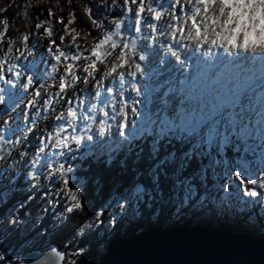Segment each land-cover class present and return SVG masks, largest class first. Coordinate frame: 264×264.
Returning a JSON list of instances; mask_svg holds the SVG:
<instances>
[{"label": "snow or ice", "instance_id": "obj_1", "mask_svg": "<svg viewBox=\"0 0 264 264\" xmlns=\"http://www.w3.org/2000/svg\"><path fill=\"white\" fill-rule=\"evenodd\" d=\"M19 7L0 18V264H78L84 247L35 246L70 220L101 241L169 208L264 228V0ZM94 165L121 178L106 198Z\"/></svg>", "mask_w": 264, "mask_h": 264}, {"label": "water", "instance_id": "obj_2", "mask_svg": "<svg viewBox=\"0 0 264 264\" xmlns=\"http://www.w3.org/2000/svg\"><path fill=\"white\" fill-rule=\"evenodd\" d=\"M79 264H264V235L210 225H158L114 237L104 254Z\"/></svg>", "mask_w": 264, "mask_h": 264}, {"label": "rangeland", "instance_id": "obj_3", "mask_svg": "<svg viewBox=\"0 0 264 264\" xmlns=\"http://www.w3.org/2000/svg\"><path fill=\"white\" fill-rule=\"evenodd\" d=\"M9 0H0V7H5L7 4H8ZM15 2V7L13 8H10L8 10V12L6 13H3L2 15H0V18H8L9 21H10V24L15 27V26H18L20 24V17H19V13L21 11V7L19 6H22L25 2V0H14ZM45 3H46V0H45ZM75 6V5H74ZM43 18V17H41ZM47 189H45L46 191ZM195 218L196 221L194 219H192V221L194 220L195 223L191 222V223H188V225H198L196 224V222H199L200 219L202 220H206L204 222V224H207V223H212V224H215V223H221L223 225H229L231 227V231H235V230H232V229H242L243 231H247L248 233H252L254 235H257V236H262L264 235V228L260 227V226H257V227H248L244 220L243 219H238L235 215L231 214V213H225V212H216V211H213V212H208V211H204V212H199V213H193L189 210H185V213L179 217H177L175 214H174V209H165L163 211V213L160 215L159 219H147L149 221V223L152 224V227H157L158 225L161 226V228H168L167 226H171V225H185V220L187 218ZM106 218H107V213H106ZM127 220H123L122 222L118 221V226H117V229L118 230V227L119 226H122L123 224L124 225H128L130 223V221H133L132 219L130 218H126ZM207 221H211V222H207ZM34 222V221H33ZM232 224V226H231ZM211 226V225H210ZM147 227V226H146ZM216 227V226H214ZM1 225H0V231H1ZM222 228V227H221ZM144 229H139L136 233H139L141 231H143ZM238 232V231H237ZM75 235H76V230H75ZM115 237V236H114ZM113 236H107L105 238H103V241L99 240V244L98 246H96L95 248V257L93 258H98L99 256H101L102 254H104L106 252V249H107V246L109 244V242L114 238ZM54 239L49 237L47 239V242L44 243V246L42 247V249H45L49 246V244H51L50 240ZM83 240V238H76V236H73L71 237L70 239H68L67 241H63L61 244L63 246V249H66L67 252H68V255L69 257H71V254H72V250H73V247H76V248H79L80 247V242ZM62 241V239H61ZM89 247V246H88ZM87 247V248H88ZM61 249V248H60ZM62 250V249H61ZM77 262L79 263L82 259V256H79V257H74Z\"/></svg>", "mask_w": 264, "mask_h": 264}, {"label": "trees", "instance_id": "obj_4", "mask_svg": "<svg viewBox=\"0 0 264 264\" xmlns=\"http://www.w3.org/2000/svg\"><path fill=\"white\" fill-rule=\"evenodd\" d=\"M81 18H82V21L86 22L87 18L84 17L82 13H81ZM93 172L95 174L102 175L104 177V180H105L106 184H105V190L102 193V195L106 198L107 194H108V188L110 187L109 182L113 178H116V179H121V178L115 176V171H108V170L104 169L102 166L97 168L94 165L93 166ZM122 179H125L127 181V180L130 179V177H124ZM28 195H30V193H27V192L17 193L16 196L14 197V200H25V199H27ZM89 197H91V199L96 202V207H99V204L101 203V201H98L96 199L95 195L91 191L85 194V198L86 199L89 198ZM38 199H39V197H37V200ZM37 200H32L31 204L29 205L30 207L33 208V215L34 216L36 214V209L39 207V205L37 204ZM11 203H12V201H10V204ZM57 211H59V209H57ZM93 211H95V208H93ZM3 213H4V209L0 208V216H2ZM105 218H106V214H105ZM50 219H51V217H49V220ZM147 219L148 218H147V215H146L145 219L138 220V221L133 220V221H130V223L128 225H124L123 224L122 226H119L118 230H116L118 232V234L115 235V237H117V236H131V235L136 233L141 228L144 229V230L153 228L152 224L149 223V221ZM192 219H194L196 221V219L194 217L193 218L192 217L191 218L188 217L185 220V223L186 224L191 223V222L195 223V221L194 220L192 221ZM49 220H45L44 221V226H47L49 224ZM124 220H127V219L125 218ZM205 221L206 220L200 219V221L196 222V224H198V225L199 224L200 225H211V226H217V227H222L223 226V224H221V223H219V224L218 223H215V224H212V223L204 224ZM207 222H211V221H207ZM78 223H79V221H72V220L68 221L64 225L63 230L60 233L55 234V238L50 240L51 241L50 243L51 244L54 243L59 248L63 249V246H62L61 243L63 241H65V240L67 241L68 239H70L73 236H76L75 235V230H76V225ZM5 226H6V221L4 222L3 225H1V227H2L1 231H2L3 227H5ZM173 226L174 225L167 226V227L171 228ZM36 231H39V229H36ZM30 235H35V233H31ZM49 237L53 238V236H48L47 239ZM26 238H29V237H24V239H26ZM61 239H62V241H61ZM46 242L47 241H40L35 246L36 247H40L42 249V247L44 246V243H46ZM98 242H99V239H97L96 237H87L86 236V237L83 238V240L80 242V247H84L85 248V253L82 256V259H84V258L91 259V258L95 257V248H96V246H98V244H99ZM22 243H23V239L21 238L20 231H15V230L13 231V233L9 236V238L6 241V244L9 247H15V248H19ZM30 250L31 249H23L22 252L26 253L27 251H30Z\"/></svg>", "mask_w": 264, "mask_h": 264}, {"label": "bare ground", "instance_id": "obj_5", "mask_svg": "<svg viewBox=\"0 0 264 264\" xmlns=\"http://www.w3.org/2000/svg\"><path fill=\"white\" fill-rule=\"evenodd\" d=\"M199 225H200V224H199ZM231 226H232V224H231ZM216 227H217V226H216ZM222 228H226V229H228V230L231 229V227H230L228 224H227V225H223ZM232 230H235V231L237 230L238 232L243 231L242 229H239V228H238V229H232ZM252 233H253V232H252ZM252 233H251V234H252ZM91 259H92V258H91Z\"/></svg>", "mask_w": 264, "mask_h": 264}]
</instances>
